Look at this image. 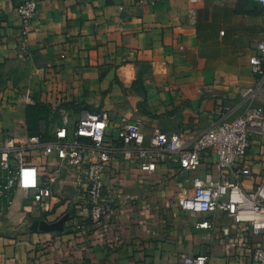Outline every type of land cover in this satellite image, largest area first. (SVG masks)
<instances>
[{
    "label": "crops",
    "instance_id": "obj_1",
    "mask_svg": "<svg viewBox=\"0 0 264 264\" xmlns=\"http://www.w3.org/2000/svg\"><path fill=\"white\" fill-rule=\"evenodd\" d=\"M25 1L0 0V141L10 135L27 144L36 129L53 136L62 111L73 129L83 108L112 122L127 118L147 145L158 133L191 140L255 84L250 58L264 39V9L253 1L37 0L23 61L16 9ZM26 156L40 172L57 169L43 150ZM214 162L212 154L199 174ZM147 163L120 154L105 178L111 211L100 223L91 222L83 188L65 170L45 211L17 190L12 208L0 212V264H179L208 249V264H254L245 242L264 244V234L241 225L223 242L218 227L234 221L222 212L204 215L216 231L196 228L198 217L178 205L196 172L171 159L150 171ZM248 163L253 175L242 185L251 192L264 177V131L252 134ZM59 221L62 232L32 230Z\"/></svg>",
    "mask_w": 264,
    "mask_h": 264
},
{
    "label": "built area",
    "instance_id": "obj_2",
    "mask_svg": "<svg viewBox=\"0 0 264 264\" xmlns=\"http://www.w3.org/2000/svg\"><path fill=\"white\" fill-rule=\"evenodd\" d=\"M250 1L264 9V0ZM37 10V0L25 1L16 9L22 22L18 56L23 61L29 57L28 35ZM250 66L255 84L243 88L240 101L233 108L225 109L195 139H187L180 132L158 133L147 145L142 131L127 118L112 122L108 113L96 114L86 108L81 109L73 129L68 112L62 111L61 126L50 141L34 136L29 143L22 144L6 136L0 141V154L4 155L0 170V212L12 208L17 190L30 194L45 211L59 173L65 170L74 179L76 189L83 188L84 205L91 222L100 223L111 211L105 199L106 175L124 153L140 161L147 160L143 166L146 171L155 163L171 159L182 172H196L191 191L186 190L178 199L183 211L198 217L194 223L196 228L216 231V222L204 215L222 212L234 221L233 225L218 227L223 242L233 240L241 225L253 237L263 235L264 177L251 192L245 191L242 183L253 175L248 163L252 134L264 131V39L255 46ZM40 150L56 159L57 169L40 172L37 166L26 161L28 151ZM212 154L215 156L213 168L199 174L205 159ZM245 247L250 262L264 264V244L249 239ZM210 251L187 257L179 264H208Z\"/></svg>",
    "mask_w": 264,
    "mask_h": 264
},
{
    "label": "water",
    "instance_id": "obj_3",
    "mask_svg": "<svg viewBox=\"0 0 264 264\" xmlns=\"http://www.w3.org/2000/svg\"><path fill=\"white\" fill-rule=\"evenodd\" d=\"M63 229H64L63 221H59L54 224H47L46 222H41V223L36 222L32 228V230H35V231L40 230L43 232H47V231L62 232Z\"/></svg>",
    "mask_w": 264,
    "mask_h": 264
},
{
    "label": "trees",
    "instance_id": "obj_4",
    "mask_svg": "<svg viewBox=\"0 0 264 264\" xmlns=\"http://www.w3.org/2000/svg\"><path fill=\"white\" fill-rule=\"evenodd\" d=\"M244 1H248V0H244ZM249 1H250V0H249ZM242 8H244V5H243V4L240 5V12H241ZM42 119H44V118H42ZM44 120H46V119H44ZM60 120H61V118H60ZM45 122H46V121H45ZM46 123H47V122H46ZM38 124H39V121L36 122V127H37V128H38ZM60 124H61V121H60ZM46 128H47V126H46ZM36 131H37V134H35L34 136H39V137H41L44 141H50V140H52V137H53V136H50V135L48 134L47 131H45V132H40V130H38V129H36ZM46 135H48V137H47Z\"/></svg>",
    "mask_w": 264,
    "mask_h": 264
},
{
    "label": "rangeland",
    "instance_id": "obj_5",
    "mask_svg": "<svg viewBox=\"0 0 264 264\" xmlns=\"http://www.w3.org/2000/svg\"><path fill=\"white\" fill-rule=\"evenodd\" d=\"M44 124H45V126H47V123L46 122H44ZM45 132V131H44ZM47 137H48V135H46Z\"/></svg>",
    "mask_w": 264,
    "mask_h": 264
}]
</instances>
